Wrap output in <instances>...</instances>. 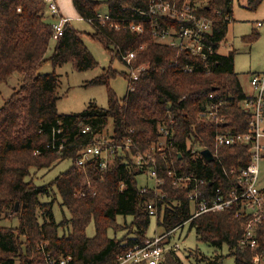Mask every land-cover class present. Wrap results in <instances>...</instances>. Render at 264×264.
Listing matches in <instances>:
<instances>
[{
  "label": "trees",
  "instance_id": "trees-1",
  "mask_svg": "<svg viewBox=\"0 0 264 264\" xmlns=\"http://www.w3.org/2000/svg\"><path fill=\"white\" fill-rule=\"evenodd\" d=\"M246 1V7L254 10L262 0ZM103 2L119 23L118 29L96 20L101 1L71 0L79 18L92 25V37L109 52L111 60L117 59L128 69L142 64L146 69L136 80L130 72H119L128 83L126 93L118 96L110 86L118 71L109 65L91 80L105 85L106 107L91 101L78 113L61 114L56 107L58 74L54 70L37 72L52 39V22L44 12L48 2L0 0V84L14 73L21 77L19 86L0 105V264H44L46 256L55 264L67 257L65 264H115L131 247L154 236L146 235L152 218L146 206L155 199L157 226L161 234L169 233L165 245H172L170 235L189 222L198 240L217 248L225 245L234 264H264V260L254 263L252 259L264 248V218L256 223L258 248L243 244L248 218L235 215L236 206L190 219L194 207L187 197L188 187L173 186L163 171L167 166L178 174L203 178L202 189L212 192L228 186L223 167L238 168L250 160L243 145L217 148L214 143L216 132H244L249 120L241 106L246 94L234 69L235 50L220 51L232 18V0H206L200 9L213 22L209 40L213 52L206 60L155 40L153 24L142 12L147 0ZM130 21L142 23L143 31L129 29ZM257 36L252 33L243 40ZM54 41L49 57L53 68L69 61L79 71L97 66L82 32L69 21ZM131 51L136 55L129 66L122 56ZM186 65L192 71H185ZM215 101L222 104L215 109L217 118L212 119L207 108ZM169 120L174 126L172 143L163 153H153L152 147L160 140L159 125ZM84 126L90 130L82 132ZM106 126L110 130L104 141L122 144L130 138L131 145L118 149L105 169H100L99 158L78 165L85 145L95 135L100 138ZM193 146L209 149L215 158L206 160L200 150L191 155L188 147ZM148 152L165 178L156 190L147 189L152 184L139 186L136 181L137 176L148 177V173L147 164L138 166L134 155ZM66 159L71 161L66 170L47 183L35 184V172L50 170ZM160 194L165 197L160 199ZM57 195L60 206L69 212V218L60 222L52 210ZM117 216L124 218L122 223ZM126 216L131 217L129 223ZM6 218H16V226L2 225ZM90 222L95 232L88 237L85 230ZM109 230L113 236L108 235ZM119 231L124 232L117 237ZM178 249L164 250L158 264H183ZM194 255L205 259L197 251Z\"/></svg>",
  "mask_w": 264,
  "mask_h": 264
},
{
  "label": "built area",
  "instance_id": "built-area-1",
  "mask_svg": "<svg viewBox=\"0 0 264 264\" xmlns=\"http://www.w3.org/2000/svg\"><path fill=\"white\" fill-rule=\"evenodd\" d=\"M48 9L55 17L52 22L53 40H57L62 35L63 27L69 21L68 17L59 14V8L54 0H47ZM206 4V0H147V8L142 11L147 20L152 22V35L156 41L168 46L185 51L200 60H206L213 52V46L209 43L212 35V19L200 12V9ZM102 25H108L111 28L118 29L119 23L111 17L107 11H97L95 15ZM259 25V23L257 24ZM129 29L139 32L143 31L142 23L129 22ZM136 52L131 51L122 56L123 61L129 66L135 58ZM146 69V65H137L130 68V77L136 80L139 73ZM185 71H192V67L185 66ZM248 82L252 92L246 94V98L241 102V106L249 115L247 130L244 132H216L214 143L218 148L226 145H243L246 147V154L250 160L245 166L226 169L223 167V173L228 180V186L225 190L216 187L212 192L208 189H202L205 183L203 178L189 174H178V171L172 167L163 169L166 177L171 178V183L175 187L185 185L188 187L187 197L192 202L194 211L190 219L206 212L221 211L231 206H236L235 215L247 217L243 226L242 243L252 248H258L256 238V223L264 218V185H259V167L260 160L264 159V69L258 73H250ZM214 97L213 94L209 96ZM221 101H215L208 106L207 114L212 119H216L215 109L219 108ZM88 126L82 128V132L89 131ZM160 140L152 147V152L163 153L172 143L174 135V126L172 120L169 123L159 125ZM132 141L126 138L122 144L107 143L95 135L82 151L77 159L78 165H84L95 158L100 159V169H105L111 162L116 151L122 147L128 148ZM190 154L195 155L197 146L188 147ZM213 155V159L215 155ZM201 154V152H200ZM134 162L142 167L147 164L148 177L152 185L147 189L156 190V186L165 183V178L159 175L154 159L151 153L146 155H134ZM146 188H142L145 191ZM160 199L165 194L159 195ZM156 199L147 203L146 209L149 215L157 214ZM169 233L155 234L152 238L145 239L141 245H134L123 256L117 259L115 264H158L162 252L167 248H178L179 245H165ZM164 244V246L162 245ZM43 253V245H39ZM69 257L60 259L58 264H65ZM253 262L259 263L264 260V248L253 256ZM44 264H55L53 260L46 256Z\"/></svg>",
  "mask_w": 264,
  "mask_h": 264
},
{
  "label": "rangeland",
  "instance_id": "rangeland-1",
  "mask_svg": "<svg viewBox=\"0 0 264 264\" xmlns=\"http://www.w3.org/2000/svg\"><path fill=\"white\" fill-rule=\"evenodd\" d=\"M54 1L61 10L63 16L69 18L70 25L82 32L84 44L97 61V66L88 70L79 71L74 68L72 62L69 61L53 68L49 57L52 53L55 41L51 39L44 56V61L37 72L49 73L54 70L55 73L58 74L59 86L57 88L56 107L59 113H78L91 101L95 102L98 106L106 107L107 97L105 85L93 83L91 80L100 76L104 69L111 65L112 68L118 71V74L110 80V86L118 96H123L127 91L128 79L119 74V72L124 71L128 73L130 69L117 59L111 60L109 52L97 39L92 37V25L79 18L72 6L71 0ZM98 1L102 2L99 7V12H104L106 8L103 2L104 0ZM246 6V0H232V18L228 22V29L220 45V51L225 53L230 49L235 50L234 69L238 73L244 92L250 94L252 90L248 82L249 74L258 73L264 69V0H262L259 6L254 10ZM44 12L48 21H55V17H51L52 14L48 6H46ZM258 23L259 25H257ZM252 33H258L257 38L247 41L243 40V38H246L245 36L251 35ZM20 80V75L14 73L0 84V105L9 96L12 90L19 86ZM107 126L99 135L101 140H105L104 134L110 130ZM70 162V160L66 159L50 170L42 169L35 172L33 181L37 185L49 182L58 173L66 170ZM258 167L260 176L259 185L261 186L264 185V159L260 160ZM136 181L139 186L152 184V181L145 174L137 176ZM41 200L47 199L41 198ZM59 203L60 201L57 195V201L53 203L52 207L54 218L57 222H60L64 217L69 218V212L65 207L60 206ZM123 220L124 218L122 216H117L118 223H122ZM125 220L129 223L131 217L126 216ZM1 224L14 227L17 224V219L6 218L1 221ZM161 231L162 229L157 226L156 217L152 216L146 235L152 237L155 234H161ZM85 232L88 237L94 235L95 230L93 222L87 225ZM123 232L124 231L117 232L116 236L120 237ZM108 235L113 236V231L109 230ZM173 243L179 245L177 255L183 264H210L211 261H213V264H234V257L228 253V249L225 245L221 248H217L198 240L189 222L184 223L170 235V244ZM195 251H197L199 255L205 256V259H197L194 255Z\"/></svg>",
  "mask_w": 264,
  "mask_h": 264
},
{
  "label": "water",
  "instance_id": "water-1",
  "mask_svg": "<svg viewBox=\"0 0 264 264\" xmlns=\"http://www.w3.org/2000/svg\"><path fill=\"white\" fill-rule=\"evenodd\" d=\"M201 154H202V156L206 159V160H208V161H211V160H213V155H212V153H211V151L209 150V149H202L201 151Z\"/></svg>",
  "mask_w": 264,
  "mask_h": 264
},
{
  "label": "crops",
  "instance_id": "crops-1",
  "mask_svg": "<svg viewBox=\"0 0 264 264\" xmlns=\"http://www.w3.org/2000/svg\"><path fill=\"white\" fill-rule=\"evenodd\" d=\"M59 14L61 15V16H63V14H62V12H61V10L59 9ZM66 17V16H65ZM241 83V82H240Z\"/></svg>",
  "mask_w": 264,
  "mask_h": 264
}]
</instances>
